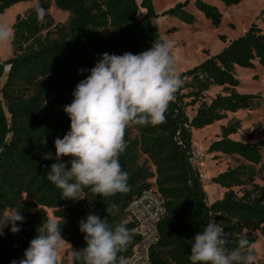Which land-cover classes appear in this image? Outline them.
Returning <instances> with one entry per match:
<instances>
[{
    "label": "trees",
    "instance_id": "trees-1",
    "mask_svg": "<svg viewBox=\"0 0 264 264\" xmlns=\"http://www.w3.org/2000/svg\"><path fill=\"white\" fill-rule=\"evenodd\" d=\"M31 1L0 0V14L15 4ZM52 1L56 9L69 13L67 23L53 24L47 14L43 22H38L37 7L47 12L49 2L37 0L34 10L15 17L13 55L0 62V264L23 258L37 229L48 218L45 209L52 210L62 222V235L74 249L85 246L79 221L89 213L104 218L110 203H115L119 211L108 215L109 224L126 222L131 230L133 224L122 219L126 217L125 208L150 186L156 188L165 207L158 223L159 238L151 252L153 264H190V240L212 216L230 234L228 248L236 247L241 237L253 245L257 234L264 242V187L253 183V167L263 160L264 139L255 143L231 139L240 127L238 120L220 127V137L209 144L207 153L237 157L239 163L210 179L224 192L209 204L198 173L189 162L192 130L251 110L257 96L236 90L239 80L235 68L252 70L258 66L264 75V33L251 25L220 52L180 73L184 83L167 109L166 122L135 125V147L150 161L153 172L136 167L135 157L126 149L119 159L129 175L127 192L103 198L85 188L81 193L84 199L66 200L47 179L51 165L58 162L54 141L70 130L69 117L55 109L58 97L71 96L101 54H138L161 36L154 24L158 15L151 0ZM244 1L248 0H216L224 7ZM187 4L188 0L177 3L162 15L192 23L193 16L185 10ZM194 5L214 28L218 27L221 14L215 6L201 0H195ZM220 40L224 42V36ZM5 66L9 67L7 71ZM80 69L85 71L81 73ZM211 88H222L223 92L209 102L200 101ZM187 98L189 101L183 102ZM198 102L194 114L186 115V107ZM69 160L61 157L59 162L70 167ZM150 178L152 184L147 182ZM13 210L24 217L23 223L17 222L21 231L16 234L3 219L5 211ZM133 243L134 238L118 255H126ZM71 264H80L72 253Z\"/></svg>",
    "mask_w": 264,
    "mask_h": 264
},
{
    "label": "clouds",
    "instance_id": "clouds-1",
    "mask_svg": "<svg viewBox=\"0 0 264 264\" xmlns=\"http://www.w3.org/2000/svg\"><path fill=\"white\" fill-rule=\"evenodd\" d=\"M37 20L43 22L46 9L38 6ZM15 36L14 25L0 21V46L9 45ZM173 41L163 37L153 40L149 49L138 54H101L90 74L75 87L73 100L63 111L70 119V130L54 141L57 163L51 165L47 179L61 190L62 199L78 201L87 188L103 198L129 190V175L122 169L120 156L128 147L125 140L130 125L156 126L166 122L170 103L184 81L178 72L180 54ZM81 73L85 69L79 70ZM61 157H70L67 164ZM46 158H51L46 157ZM105 211H119L110 203ZM108 215L101 218L89 213L79 221L85 246L74 249L62 235V226L47 218L37 229L23 253L11 264H59V254L66 245L80 264H126L118 254L131 243L126 222L112 226ZM5 226L19 233L23 223L20 211L4 217ZM222 222L210 217L206 226L190 240V264H255L253 246L241 237L237 246L228 248L229 233ZM2 234V232H0Z\"/></svg>",
    "mask_w": 264,
    "mask_h": 264
},
{
    "label": "rangeland",
    "instance_id": "rangeland-1",
    "mask_svg": "<svg viewBox=\"0 0 264 264\" xmlns=\"http://www.w3.org/2000/svg\"><path fill=\"white\" fill-rule=\"evenodd\" d=\"M49 2L47 15L53 24L64 25L69 19V13L56 9L52 0ZM185 0H151L155 13L158 15L154 24L158 33L166 40L174 42L175 51L180 54L178 62V72L182 73L187 69L199 64L209 56L220 52L230 41L241 36L251 25H256L264 33V0H248L238 5L224 7L216 0H201L204 3L215 6L221 14L220 24L214 28L204 17L202 12L194 5L195 0H188L185 10L190 13L194 21L186 23L177 18L162 15V13ZM37 0L31 2L18 3L0 14V21H7L13 24L17 15L23 16L34 10ZM101 34L108 35L106 31ZM224 36V42L220 37ZM13 55L11 43L7 46H0V62L5 61ZM235 77L239 80L236 90L243 94H253L257 99L253 101L250 111L229 114L224 120L207 126L199 131H191V164L200 176L203 191L206 195V203L209 204L219 199L224 190L212 184L210 179L218 173L229 167H234L239 163L237 157L225 156L220 153H207L209 144L220 137V127L239 121L238 131L231 135V139L255 143L264 139V75L260 67L255 66L252 70L241 67L235 68ZM3 81V80H2ZM263 81V82H262ZM1 84V83H0ZM222 88H211L203 94L200 101L209 102L216 94H221ZM73 96L59 98L55 104L56 111H63L65 105L70 104ZM184 99L183 102H188ZM199 102L193 106L188 105L185 109L186 115L191 117ZM125 140L127 141V150L133 155L136 167L153 172V167L147 157L141 154L135 147L138 141V131L135 125H130L126 130ZM253 183L264 187V153L262 162L253 167ZM153 183V178L147 180ZM237 190V189H235ZM48 218H54L53 211L45 209ZM12 211H5L4 216H8ZM124 221H128L122 216ZM62 225V222H60ZM253 246V254L256 256V264H264V242L262 237L257 234ZM72 249L66 245L59 254V264H71Z\"/></svg>",
    "mask_w": 264,
    "mask_h": 264
},
{
    "label": "built area",
    "instance_id": "built-area-1",
    "mask_svg": "<svg viewBox=\"0 0 264 264\" xmlns=\"http://www.w3.org/2000/svg\"><path fill=\"white\" fill-rule=\"evenodd\" d=\"M8 68L5 66L4 70L7 71ZM191 159L190 150V163ZM164 214V201L154 186L144 188L128 202L125 215L133 224L130 235L134 238V243L123 256L126 264H153L151 252L158 241V223Z\"/></svg>",
    "mask_w": 264,
    "mask_h": 264
},
{
    "label": "bare ground",
    "instance_id": "bare-ground-1",
    "mask_svg": "<svg viewBox=\"0 0 264 264\" xmlns=\"http://www.w3.org/2000/svg\"><path fill=\"white\" fill-rule=\"evenodd\" d=\"M212 126V125H211ZM210 127V126H209ZM205 129V128H204ZM201 130H203V129H201ZM201 130H199V131H201Z\"/></svg>",
    "mask_w": 264,
    "mask_h": 264
},
{
    "label": "crops",
    "instance_id": "crops-1",
    "mask_svg": "<svg viewBox=\"0 0 264 264\" xmlns=\"http://www.w3.org/2000/svg\"><path fill=\"white\" fill-rule=\"evenodd\" d=\"M186 71V70H185ZM183 73V72H182ZM263 82V81H262ZM223 126V125H222Z\"/></svg>",
    "mask_w": 264,
    "mask_h": 264
}]
</instances>
